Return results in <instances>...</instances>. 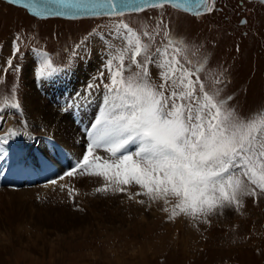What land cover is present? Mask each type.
Returning a JSON list of instances; mask_svg holds the SVG:
<instances>
[{"label":"rangeland","instance_id":"1","mask_svg":"<svg viewBox=\"0 0 264 264\" xmlns=\"http://www.w3.org/2000/svg\"><path fill=\"white\" fill-rule=\"evenodd\" d=\"M216 1V8L196 18L163 7L118 18L73 21L35 20L0 2V105L14 93L20 114H25L23 96L30 91L31 65L36 63L24 61L27 49L47 54L55 69L52 74L83 67L82 60L96 69L95 57L108 56L106 45L113 50L123 46L111 29L123 20L140 31L145 42V31L155 37L152 51L165 43L166 25L174 38L184 42L192 65H204L200 78L206 91L219 90L218 99L231 97L229 107L242 117L264 111V5ZM14 45L19 49L15 56ZM7 56L13 67L4 75ZM40 65L41 60L36 72ZM150 72L159 83V69L151 65ZM104 183L97 182L90 191L80 189L84 202H98L95 218L57 205L15 204L1 196L0 264H264L263 194L241 196L242 206L218 208L207 217L193 219L181 213L170 218L174 198L167 203L151 201L136 195L143 190L135 184L123 185L121 192L97 193L95 189ZM62 186L54 185L51 191Z\"/></svg>","mask_w":264,"mask_h":264},{"label":"snow or ice","instance_id":"2","mask_svg":"<svg viewBox=\"0 0 264 264\" xmlns=\"http://www.w3.org/2000/svg\"><path fill=\"white\" fill-rule=\"evenodd\" d=\"M57 3L73 7L69 0ZM166 4L171 0H97L85 7L94 15L122 17L126 11L139 13ZM201 6L204 11L213 10L208 0H200L197 8ZM114 35L123 46L115 50L111 44L105 46L108 56L93 78L99 83L87 84L85 93L78 94L89 101L100 94L97 114L87 130L86 151L59 179L72 177L78 170L102 178L105 183L95 189L97 193L121 192L123 185L135 184L143 190L136 195L151 201L167 203L174 198L170 218L181 213L193 219L207 217L218 208L242 206L241 196H256L257 190L264 194V111L242 117L229 107L231 97L218 99L219 90L206 91L200 78L204 65L193 67L184 42L169 31H164L165 43L155 51V37L147 31L145 42L127 24L118 23ZM18 52L14 45L13 56ZM40 55L36 76L45 78L55 69L47 54ZM7 65L12 68V61ZM151 65L159 69V83L152 78ZM10 100L4 99L0 112L7 107L20 110L14 93ZM17 135L10 128L0 143ZM97 150L110 158L96 155Z\"/></svg>","mask_w":264,"mask_h":264},{"label":"bare ground","instance_id":"3","mask_svg":"<svg viewBox=\"0 0 264 264\" xmlns=\"http://www.w3.org/2000/svg\"><path fill=\"white\" fill-rule=\"evenodd\" d=\"M91 69L92 67L89 64L83 67L79 66L71 73H64L49 81L45 80L44 83L35 86V88L31 80L28 85L30 91L23 96L24 110L22 111H24L25 114L16 115L13 112H7L3 119L0 120V131L2 135L5 134L8 129H13L18 132V135L9 137L7 140L8 142L12 140V142H18L19 144H24L29 138L38 135H51L62 143L69 152H76L78 154L81 150V146L76 145V129L70 120L69 114H61L57 110H54L50 104L51 102H58L60 99H63L61 92L64 88L68 89V91L76 92L77 94L83 93L80 87L85 83V78H87L88 72ZM79 97L82 96L79 95ZM40 146H43V144ZM101 180L103 182L102 178L91 176L64 178L55 184L63 185L58 191H51L54 186L48 185L40 188L31 187L16 191L0 188V200L1 196H4L5 198L8 197V201L15 204L34 205L38 203L46 204L47 206L57 205L58 207L60 206L61 209L76 210L80 215H85V217L93 216L92 218H95L98 212V202L92 200L88 201V199L84 202L80 198V195L85 189L90 191L94 185L97 182H101ZM80 189L82 190L81 192ZM70 190L76 194L75 198H72L73 195L68 193ZM77 191H79V193ZM129 192H131V190ZM108 200L107 202L111 201V199ZM60 201L65 202L63 204ZM89 222L90 220L80 221V223H85L87 225Z\"/></svg>","mask_w":264,"mask_h":264},{"label":"water","instance_id":"4","mask_svg":"<svg viewBox=\"0 0 264 264\" xmlns=\"http://www.w3.org/2000/svg\"><path fill=\"white\" fill-rule=\"evenodd\" d=\"M1 1L15 7L24 8L29 15L37 18L58 17L63 19H78L100 16L94 15L88 7H85H90L92 4L97 3V0H69L73 7L57 3V0H18V2L17 0H11V2L10 0ZM198 3H200V0H171V4L169 5L183 12L196 14L197 11H204L203 6L197 8ZM76 5H79L80 7H75ZM176 5H179V7H176Z\"/></svg>","mask_w":264,"mask_h":264}]
</instances>
